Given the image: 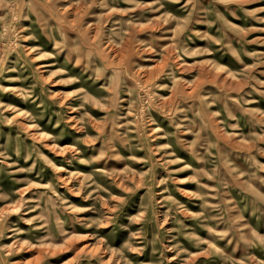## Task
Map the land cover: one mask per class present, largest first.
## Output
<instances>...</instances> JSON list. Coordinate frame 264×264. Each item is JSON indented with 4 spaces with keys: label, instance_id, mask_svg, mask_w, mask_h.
<instances>
[{
    "label": "rangeland",
    "instance_id": "obj_1",
    "mask_svg": "<svg viewBox=\"0 0 264 264\" xmlns=\"http://www.w3.org/2000/svg\"><path fill=\"white\" fill-rule=\"evenodd\" d=\"M0 264H264V0H0Z\"/></svg>",
    "mask_w": 264,
    "mask_h": 264
},
{
    "label": "bare ground",
    "instance_id": "obj_2",
    "mask_svg": "<svg viewBox=\"0 0 264 264\" xmlns=\"http://www.w3.org/2000/svg\"><path fill=\"white\" fill-rule=\"evenodd\" d=\"M157 127V126H156ZM157 129V128H156ZM156 129H154V131H156Z\"/></svg>",
    "mask_w": 264,
    "mask_h": 264
}]
</instances>
